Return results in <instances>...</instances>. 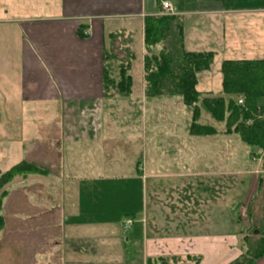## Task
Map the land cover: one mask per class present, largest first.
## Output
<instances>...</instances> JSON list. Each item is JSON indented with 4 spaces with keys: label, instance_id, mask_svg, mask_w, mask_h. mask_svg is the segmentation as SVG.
Wrapping results in <instances>:
<instances>
[{
    "label": "crops",
    "instance_id": "0c3cea01",
    "mask_svg": "<svg viewBox=\"0 0 264 264\" xmlns=\"http://www.w3.org/2000/svg\"><path fill=\"white\" fill-rule=\"evenodd\" d=\"M43 1L33 7L0 4V128L8 133H0V164L15 159L9 169L25 163L41 171L11 182L19 180L22 186L11 196L32 192L28 199L21 194L24 206L32 207L25 214L35 215L25 223L55 214L57 223H44L39 230L57 233L50 239L60 250L57 255H62L59 264H131L106 256L111 252L107 247L103 255L90 257L91 244L118 237V227L126 229L124 221L113 225L115 218L110 224L117 227L107 229L95 228L109 225L107 221L95 224L82 218L89 211L85 204L96 205L92 198L96 183L121 184L124 187H115L107 202L134 196L140 204L126 214L143 216L137 264H160L161 259L166 264H195L196 259L197 264H208L203 241L216 244L219 239L236 251L225 264L237 259L238 236L255 191L260 156L252 158L250 179L204 176L203 136L190 133L191 116L182 108L181 98L145 95L144 21L162 16L158 0L153 5L151 0ZM166 1L182 24L183 49L220 57L218 71L223 61L264 57V0L228 4L231 8L211 4L214 0ZM115 50L133 58L126 97L103 91L104 65L116 75L123 61L114 65ZM138 56L139 76L132 66ZM29 103L39 106L37 113L11 108ZM148 106H152L150 131L143 123ZM161 117L169 122L166 127ZM225 180L232 186L224 189ZM161 185L171 192L164 201L158 199ZM151 190L157 194L151 197ZM109 204L101 206L104 215ZM256 264H264V258Z\"/></svg>",
    "mask_w": 264,
    "mask_h": 264
},
{
    "label": "trees",
    "instance_id": "16d2710c",
    "mask_svg": "<svg viewBox=\"0 0 264 264\" xmlns=\"http://www.w3.org/2000/svg\"><path fill=\"white\" fill-rule=\"evenodd\" d=\"M143 58L145 95L150 98L178 96L183 105L193 107L202 99L203 110L215 122H225L244 145L254 149L250 156H260L254 194L247 206L245 226L238 236L240 255L229 264H256L264 258V59L223 61L220 65V91L213 97L197 89V75L211 70L215 54L186 52L183 49L182 24L175 16L149 17L144 21ZM109 60L114 56H106ZM129 58L133 59L132 56ZM130 60L120 62L116 76L106 64L103 67V91L122 97L131 91ZM238 101L241 104H238ZM197 112V111H196ZM193 114L189 131L195 136L215 135L210 125H199ZM40 169L20 163L0 175V232L4 227L1 215L6 187L15 179L40 175ZM258 208L257 215L254 209ZM129 219H132L133 216ZM241 221L237 219V223ZM241 224V222H240ZM243 227V226H242ZM210 234V233H207ZM197 264L198 260H195ZM160 264H166L164 259Z\"/></svg>",
    "mask_w": 264,
    "mask_h": 264
},
{
    "label": "rangeland",
    "instance_id": "374dc122",
    "mask_svg": "<svg viewBox=\"0 0 264 264\" xmlns=\"http://www.w3.org/2000/svg\"><path fill=\"white\" fill-rule=\"evenodd\" d=\"M147 1V0H146ZM170 1V0H169ZM173 3L177 4H188L184 2H189V0H171ZM245 1L250 0H214L211 4H219L218 6H221L220 4H225L226 8H231L232 6H228V4H235L237 2L243 3ZM252 1V0H251ZM257 1V0H256ZM48 3H51V0H47ZM154 0H151V5ZM258 2V1H257ZM0 4H29L30 6H35L37 4H45V1L43 0H0ZM204 19H207L208 17H203ZM188 25V24H187ZM117 43L116 45L120 44V41L117 39L115 41ZM118 56L116 58L118 59V63H114V65L119 64V59H123V61H126V64L129 63V59L127 55H123L121 52L119 53V50H115ZM231 52V50H229ZM227 52V51H226ZM228 52V53H230ZM264 53V52H263ZM125 56V58H124ZM123 57V58H122ZM226 57L227 56H223ZM248 58H257V59H264V57L259 56H250ZM138 60L132 61V66L134 67V70H137V76H139L140 72V64H141V58L138 56ZM228 59H231L229 57ZM236 59V58H232ZM221 58H215L213 60V64L211 67V70L208 72L200 73L197 75V81L198 86L197 89L199 91L208 92L213 97H216L219 95L220 91V82H221V75H220V69L218 71V61H220ZM135 61H138L135 63ZM135 63V64H134ZM116 76V75H114ZM178 97V96H177ZM202 99L196 104V111H193V107L189 108L184 105L182 107L185 108L186 113L188 112L191 116L193 114H196L199 116L198 124L199 125H210L213 128L216 129L215 135H209V136H203V175L207 174L206 176H216L218 178H241L243 180H247L251 178V172L253 171V161L250 156V152L254 151V149L247 147L241 141L239 140L238 136L236 134L232 133L231 128L225 127V122H215L206 114V112L203 110V106L201 104ZM19 112H23V114H30V113H37L39 106L29 103V104H13L11 108H16ZM152 107V106H151ZM151 107L148 106L145 110V113L148 117L144 119L145 124V130L150 131L152 127V118L149 117L151 113ZM129 111H131L133 114L135 112L134 109L129 108ZM133 110V111H132ZM160 113L165 111V108H160ZM184 111V110H183ZM182 111V112H183ZM162 115V114H161ZM162 118V117H161ZM164 118V117H163ZM162 118L161 123L164 125V127L167 126L169 122L164 120ZM172 120V119H171ZM22 123V122H19ZM29 123L30 122H25ZM131 123L129 122L128 125ZM141 124V123H140ZM172 127V126H171ZM174 128V127H172ZM8 134L7 132L3 131L2 128H0V133ZM219 133V134H218ZM199 137V136H195ZM15 159H12L10 162L0 164V175L3 174L9 167L12 166ZM257 165L260 164V159L258 158ZM259 163V164H258ZM255 166V165H254ZM262 172L258 169V177L261 176ZM242 180V181H243ZM226 183H224L223 188L231 187L232 185L230 182L225 180ZM20 181H14L10 185L6 187V196L3 200V206L1 210V215L4 218V227L2 231L0 232V264H59L61 256H58L57 253L60 251L56 247L52 246V243L50 238H55L57 233L52 232L53 229H46V231H40V226H43L44 223H57V218L55 214L52 216H48V220L44 218H37L33 221H30L29 223H25L26 221H29L31 217L35 216H29L26 213L29 212V209L27 206H24V201L21 199V194L24 193V197L26 199L29 198V194L32 192L23 190V193H17V195L11 196L13 192H16L18 188L22 187L20 186ZM229 184L231 186H229ZM208 186L213 187V185L208 184ZM115 187L117 190L122 189L124 185L121 184H108L107 182H101L96 183L94 185V196L93 202L96 204L95 207H93V203L91 204H85V209H88L89 211L86 212V214L83 215V220L91 221L92 223L98 224L102 222H106L109 225H95V228L103 227L107 229H113L118 225L115 221L120 220L122 223L124 221V224L128 221L129 224L124 228L126 229H120L121 232L118 234L119 236L116 238H112V240H107L108 245L111 244V247L107 245V243L102 244L101 241L93 242L91 244L94 255L91 256H98L103 255V250L106 251V247L109 251V254L106 256L113 257L116 259L121 260H128L131 264H137L139 261V250L137 249L139 247L140 241H141V224L140 220L142 219V215L136 216L135 218L129 219L131 217H128L126 214L135 212L134 210L137 209L140 204L133 198H129L128 196L125 198H122V200H118L117 202H107L108 195L110 192H112ZM153 189L157 186H151ZM169 186H163L161 185L159 189H161V193L159 190V200L164 201L166 197L171 194L169 190ZM230 189V188H228ZM133 190L135 191V187H133ZM155 190V189H154ZM37 191V190H35ZM50 193L52 190L49 191ZM136 192V191H135ZM156 193L155 191L151 190L150 196H154ZM157 194V193H156ZM45 197V195H44ZM48 197L53 198L54 196L52 194H48ZM157 199V197H155ZM54 201V198H53ZM85 200L83 201L84 205ZM54 203V202H53ZM109 204L111 207L109 210L108 205L104 206L103 211L106 212L105 215L102 213L103 204ZM38 206V203H36ZM38 211V210H35ZM258 208L254 209V213L257 215ZM35 214V213H34ZM103 214V215H101ZM110 214V215H109ZM87 216V217H86ZM117 220H114V219ZM150 219V218H149ZM114 220V224H110ZM133 220V221H132ZM244 220V219H243ZM244 223V222H243ZM92 228V227H91ZM243 228V227H242ZM236 233V232H235ZM92 236L94 234H91ZM212 235V234H211ZM236 237V234H233ZM131 236V238H130ZM48 237V238H46ZM127 239V241H126ZM231 240V239H230ZM229 241V240H228ZM52 242V243H51ZM132 242V243H131ZM228 242H221L220 239L216 241V244L211 240L203 241V257L204 259H207L208 264H225L229 260H231L234 255L236 254V251L233 249V247L229 246ZM64 258L68 261L69 257L71 256V253H69V249L65 250ZM63 254V252H62ZM87 255V253H86ZM84 256V255H81ZM88 256V255H87ZM77 257V256H76ZM62 261V260H61Z\"/></svg>",
    "mask_w": 264,
    "mask_h": 264
},
{
    "label": "built area",
    "instance_id": "2783aa9c",
    "mask_svg": "<svg viewBox=\"0 0 264 264\" xmlns=\"http://www.w3.org/2000/svg\"><path fill=\"white\" fill-rule=\"evenodd\" d=\"M158 4H159V8H160V14L162 16H173L174 15L172 6H171V4L169 2H167L166 0H158ZM82 34L84 36H87L88 35V31L83 30ZM238 104H241V102L238 101ZM128 224H129V222L127 221L124 224V226L126 227Z\"/></svg>",
    "mask_w": 264,
    "mask_h": 264
}]
</instances>
